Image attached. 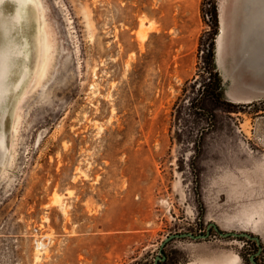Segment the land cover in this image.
I'll return each instance as SVG.
<instances>
[{
  "label": "rangeland",
  "instance_id": "374dc122",
  "mask_svg": "<svg viewBox=\"0 0 264 264\" xmlns=\"http://www.w3.org/2000/svg\"><path fill=\"white\" fill-rule=\"evenodd\" d=\"M215 2L221 102L198 90L206 0H0V49H22L0 95V264H151L210 223L258 236L264 264V0ZM256 250L211 227L164 255Z\"/></svg>",
  "mask_w": 264,
  "mask_h": 264
},
{
  "label": "trees",
  "instance_id": "16d2710c",
  "mask_svg": "<svg viewBox=\"0 0 264 264\" xmlns=\"http://www.w3.org/2000/svg\"><path fill=\"white\" fill-rule=\"evenodd\" d=\"M206 3L208 5V8L205 10L201 9V12L203 16H207V20L209 22L208 24L209 30L205 32L207 36V40H206L207 48L206 51L203 52L204 54L202 56V62L205 64V68L207 69L209 79L207 82L200 84L198 90L200 91L199 95L201 97L202 95L208 94L210 99L221 102L224 100V85L222 83L220 74L217 71L216 59H215V52H216L215 39L219 33L218 9L215 0H206ZM202 38L203 36H200L199 38L200 46L202 45L201 43ZM199 151H200V146L198 145L196 147V152L199 153ZM162 251L164 255V248ZM156 264H168L166 261V257L164 260H159L158 262H156Z\"/></svg>",
  "mask_w": 264,
  "mask_h": 264
},
{
  "label": "bare ground",
  "instance_id": "6f19581e",
  "mask_svg": "<svg viewBox=\"0 0 264 264\" xmlns=\"http://www.w3.org/2000/svg\"><path fill=\"white\" fill-rule=\"evenodd\" d=\"M13 1H15L16 3H17V5L19 6V8L21 7V6H23L26 2H28V1H31V0H13ZM246 7V6H245ZM227 9V8H226ZM254 10V9H253ZM17 11H18V9H17ZM244 11V10H243ZM255 11H256V8H255ZM231 14H232V12H230ZM236 13V12H235ZM241 13H242V11H241ZM245 13H247V12H245ZM248 14V13H247ZM250 14H251V12H250ZM249 15V14H248ZM239 16H241V17H243L242 15H239ZM245 16V15H244ZM231 18H232V15H231ZM250 18V17H249ZM13 19L14 20H17L18 19V14H16L14 17H13ZM240 19V18H239ZM238 19V20H239ZM252 19V18H251ZM250 19V20H251ZM146 20V19H145ZM242 20V19H241ZM245 20V19H244ZM246 20H248V18L246 19ZM245 20V21H246ZM142 21V20H141ZM257 21H258V19H257ZM221 22H222V26H223V18H222V16H221ZM229 22H231L232 23V25H233V22L230 20ZM142 23V22H141ZM151 23V22H150ZM230 23V24H231ZM243 23V22H242ZM236 24V23H235ZM239 24H240V21H239ZM245 24V23H244ZM249 24H250V22L248 23V25H246L245 24V26H244V28L246 27V26H248V28H249ZM238 25V24H237ZM236 25V26H237ZM231 26V25H230ZM141 27H143V26H141ZM237 27H239V26H237ZM251 27V26H250ZM145 28V27H144ZM232 27H230L229 29H231ZM240 28V27H239ZM238 28V29H239ZM247 28V27H246ZM252 28H253V26H252ZM237 29V30H238ZM246 30V29H245ZM144 31V30H143ZM239 32H240V29L238 30ZM242 31V30H241ZM138 32V31H137ZM229 32H231V30L230 31H228V33ZM233 32H235V31H233ZM259 32V31H258ZM227 33V32H226ZM237 33V32H236ZM136 34H138V33H136ZM239 34V33H238ZM243 34V33H242ZM241 34V35H242ZM145 31L144 32H140L139 34H138V36H140V38H144L145 37ZM229 35V34H228ZM236 35V34H235ZM247 35H249V34H247ZM246 35V36H247ZM222 36H223V31H222V34H221V36H220V39H219V41L217 40V43H218V53H220V51H221V45H222ZM230 36V35H229ZM245 36V37H246ZM137 37V36H136ZM226 37V36H225ZM229 38V37H228ZM237 38V37H236ZM242 38V37H241ZM244 38V37H243ZM138 39V38H137ZM249 39V38H248ZM252 39H256V38H252ZM141 40V39H140ZM227 40V39H226ZM244 40L245 41H247V37H246V39L244 38ZM243 40V41H244ZM236 41H237V39H236ZM259 41H261V40H259ZM256 42H257V40H256ZM226 43H228V42H226ZM238 43V42H237ZM245 43V42H244ZM249 43V42H248ZM237 47V46H236ZM226 48V47H225ZM229 50H232V49H229ZM228 51V50H227ZM231 52V51H230ZM233 52H235L236 53V51H233ZM20 54H22V49H21V47L18 45V44H16V43H6V45H5V47H1V49H0V95H2V93H4L5 91H6V88H5V86H4V80H5V76H6V74H7V71H8V69H9V66H10V64L8 63L9 62V60H10V58L12 57V56H14V57H16V56H19ZM231 54V53H230ZM237 55V57H238V54H236ZM232 56V55H231ZM240 57V56H239ZM248 59V58H247ZM231 60V59H230ZM237 61H238V59H236ZM225 61V60H224ZM233 61V60H232ZM250 61V60H249ZM229 63V62H228ZM245 64V63H244ZM253 64V63H252ZM256 65V64H255ZM248 65H246V67H247ZM251 66V65H250ZM247 69H248V67H247ZM232 70V69H231ZM246 70V69H245ZM224 72H226L225 70H224ZM249 72V71H248ZM227 73V72H226ZM256 73H258V72H256ZM230 74V73H229ZM263 74V73H262ZM231 75V74H230ZM261 76V75H260ZM264 76V75H263ZM237 78H239V77H237ZM245 78L246 77H244V78H242V79H244L245 80ZM240 79V78H239ZM247 79H250V78H247ZM262 79V78H261ZM238 80V79H237ZM243 80V81H244ZM252 80V79H251ZM233 81H236V80H233ZM247 81V80H246ZM262 81V80H261ZM239 82V81H238ZM250 82V81H249ZM249 82H247V83H249ZM252 82V81H251ZM256 82H257V80H256ZM236 83V82H235ZM262 83V82H261ZM238 84V83H237ZM231 85H233V84H231ZM236 85V84H235ZM237 86V85H236ZM250 86V85H249ZM239 87V86H238ZM252 87V86H251ZM246 88V87H245ZM253 89H255L254 87H253ZM264 89V88H263ZM242 90V89H241ZM245 90V89H244ZM252 90V89H251ZM259 90V89H258ZM257 89H256V91H258ZM263 91V90H262ZM261 91V93H263ZM250 93V92H249ZM256 94V93H255ZM3 145V140H2V138H0V146H2ZM66 193V192H65ZM67 194V193H66ZM69 195V194H68ZM57 199H59L60 200V198H57ZM55 201H56V198H55ZM58 201V200H57ZM57 203H59V202H57ZM38 242V241H37ZM39 243V242H38ZM41 244V243H40ZM39 244V245H40ZM43 245V244H42Z\"/></svg>",
  "mask_w": 264,
  "mask_h": 264
},
{
  "label": "water",
  "instance_id": "95a60500",
  "mask_svg": "<svg viewBox=\"0 0 264 264\" xmlns=\"http://www.w3.org/2000/svg\"><path fill=\"white\" fill-rule=\"evenodd\" d=\"M212 227V229L220 236L223 238L226 237H234V238H247V239H253L256 242V245L258 246V250L256 251L255 254H258L261 250V246H260V238L258 236L255 235H251L249 233L246 232H235V231H220L218 229V227L214 224V223H210L207 226L206 232L205 233H200V234H193L190 232H185V233H174V234H170L167 237H165V239L160 243L159 246V256H156L153 260V264H156V262H158L159 260H164L165 257L163 255V248L165 247L166 243L174 238H184V237H190L191 239H206L209 235H210V228ZM250 261L253 264H256L253 255L250 257Z\"/></svg>",
  "mask_w": 264,
  "mask_h": 264
},
{
  "label": "flooded vegetation",
  "instance_id": "af4514ba",
  "mask_svg": "<svg viewBox=\"0 0 264 264\" xmlns=\"http://www.w3.org/2000/svg\"><path fill=\"white\" fill-rule=\"evenodd\" d=\"M219 18H220V20H219V27H220V29H219V33H218V35H217V37H216V53H218V43H217V40L219 41V39H220V36H221V34H222V22H221V15H219ZM247 241H248V243H251V244H253L254 246H256L257 247V250H258V246L256 245V242L253 240V239H247V238H245ZM256 250V251H257ZM261 251H262V248H261V250H260V252L258 253V254H255L256 252H254L252 255H253V258L255 259V262H256V264H259L260 262H261V260H260V255H261ZM251 255V256H252ZM251 256H249L248 257V264H253V263H251V261H250V257Z\"/></svg>",
  "mask_w": 264,
  "mask_h": 264
}]
</instances>
